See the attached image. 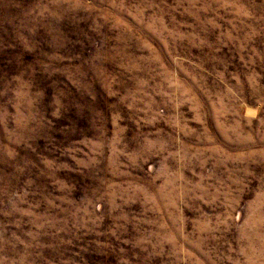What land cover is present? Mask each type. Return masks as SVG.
<instances>
[{
  "label": "rangeland",
  "instance_id": "rangeland-1",
  "mask_svg": "<svg viewBox=\"0 0 264 264\" xmlns=\"http://www.w3.org/2000/svg\"><path fill=\"white\" fill-rule=\"evenodd\" d=\"M0 264H264V0H0Z\"/></svg>",
  "mask_w": 264,
  "mask_h": 264
}]
</instances>
